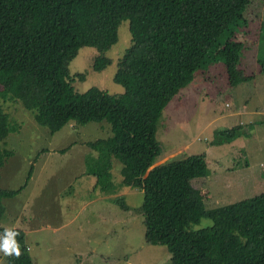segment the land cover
<instances>
[{
    "label": "trees",
    "instance_id": "trees-1",
    "mask_svg": "<svg viewBox=\"0 0 264 264\" xmlns=\"http://www.w3.org/2000/svg\"><path fill=\"white\" fill-rule=\"evenodd\" d=\"M250 3L0 0V96L21 101L50 133L68 123L106 122L110 134L86 142L96 153L85 159L86 175L94 178L99 194L142 190L143 201L135 210L143 216L145 241L165 245L171 264H264V193L207 208L205 193L193 184L210 175L204 153L154 165L162 154L155 137L162 111L211 50L224 58L230 85L251 80L239 68L244 44L237 36ZM122 21H127L130 39L112 77L122 92L111 94L96 86L76 91L70 60L79 47L93 45L98 53L92 67L104 69L110 62L104 52L116 41ZM258 37L264 41V20ZM14 130L0 106V146ZM242 134L238 124L219 136L231 142ZM112 160L121 165L118 188L111 180ZM21 189L0 186V196L13 197ZM111 200L129 210L122 196ZM202 217L210 223L194 226ZM12 230L18 233L21 255H5L6 264H32L23 231ZM4 231L0 227V235Z\"/></svg>",
    "mask_w": 264,
    "mask_h": 264
},
{
    "label": "rangeland",
    "instance_id": "rangeland-1",
    "mask_svg": "<svg viewBox=\"0 0 264 264\" xmlns=\"http://www.w3.org/2000/svg\"><path fill=\"white\" fill-rule=\"evenodd\" d=\"M244 15L246 21L237 33L244 44L239 68L251 80L230 85L224 58L211 50L187 86L167 103L155 132L162 154L154 165L171 158L206 155L210 175L193 184L205 193L207 208L264 193V41L258 37L264 20L262 0H251ZM129 39L127 21H122L116 41L104 52L110 62L101 71L92 67L97 48L79 47L69 62L74 89L84 92L96 86L111 94L122 92L112 77ZM243 104L257 110L252 123L250 116L242 119L247 122L241 125L243 130L253 127L241 135L244 148L240 138L226 142L219 136L221 130L240 121L234 113ZM0 106L15 127L0 146V186H22L13 197L0 196V227L23 231L32 264H171L165 245L145 241L143 216L135 210L143 201L142 190L119 188L113 194H99L93 177L86 175L85 159L96 156L86 142L107 137L106 122L68 123L50 133L21 101L0 96ZM120 168L112 160L111 180L117 188ZM117 195L129 210L111 200ZM209 223V218L202 217L194 226ZM4 256L0 251V264H6Z\"/></svg>",
    "mask_w": 264,
    "mask_h": 264
},
{
    "label": "clouds",
    "instance_id": "clouds-1",
    "mask_svg": "<svg viewBox=\"0 0 264 264\" xmlns=\"http://www.w3.org/2000/svg\"><path fill=\"white\" fill-rule=\"evenodd\" d=\"M17 235L18 233L11 229H5L0 235V251L6 256L15 255L18 258L21 255L20 246L15 239Z\"/></svg>",
    "mask_w": 264,
    "mask_h": 264
},
{
    "label": "crops",
    "instance_id": "crops-1",
    "mask_svg": "<svg viewBox=\"0 0 264 264\" xmlns=\"http://www.w3.org/2000/svg\"><path fill=\"white\" fill-rule=\"evenodd\" d=\"M245 103V102H244ZM256 106V105H255ZM257 113V110H252V109H249V108H247V104H243V106H242V109L241 110H236L235 111V113H234V115H237V117H239V119H240V121H238L237 123H234V125H238V124H240V125H242V124H244V123H247L246 121H242V119H245V117H247V116H250L249 117V119H248V122L249 123H252V121H253V119H254V115ZM249 114V115H248ZM226 120V119H225ZM233 125V126H234ZM232 127V126H231ZM246 127V130H243L242 129V132L245 134V133H248V131L249 130H252L253 129V127H252V125H251V129H250V126H245ZM238 138H240V142L242 143V148H244V146H245V144L243 143V138H242V136L240 137H237L236 139H238ZM236 139H234V140H236ZM233 140V141H234ZM232 142V141H231ZM235 142H239V140H237V141H235ZM94 179V178H93ZM80 229H81V227H80ZM26 249H28L27 247H26Z\"/></svg>",
    "mask_w": 264,
    "mask_h": 264
}]
</instances>
